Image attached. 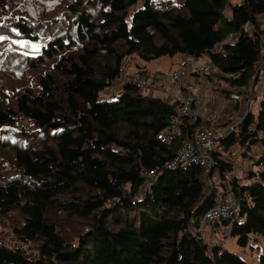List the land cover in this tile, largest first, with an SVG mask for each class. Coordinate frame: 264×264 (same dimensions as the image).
<instances>
[{
  "label": "trees",
  "instance_id": "1",
  "mask_svg": "<svg viewBox=\"0 0 264 264\" xmlns=\"http://www.w3.org/2000/svg\"><path fill=\"white\" fill-rule=\"evenodd\" d=\"M39 1L0 0V34L40 42L34 53L0 50V75L34 72L16 86L0 76V156L12 160L9 169L0 162L9 173L0 174V214L17 210L22 223L12 231L33 244H0V264H250L201 233L219 190L237 199L239 214L211 229L230 226L229 237L264 264V90L256 117L246 113L217 143L222 150L210 151L216 165L206 175L196 164L166 167L202 126L198 118L171 141L157 138L179 99L136 84L99 99L130 56L146 63L205 54L220 70L207 76L216 90L245 93L260 75L264 0H57L60 8L47 15L32 8ZM234 143L260 147L248 186L225 175L233 163L222 151ZM143 167L157 169L144 190ZM76 220L83 228L71 236L64 227Z\"/></svg>",
  "mask_w": 264,
  "mask_h": 264
},
{
  "label": "built area",
  "instance_id": "2",
  "mask_svg": "<svg viewBox=\"0 0 264 264\" xmlns=\"http://www.w3.org/2000/svg\"><path fill=\"white\" fill-rule=\"evenodd\" d=\"M253 26L247 22L243 30L250 31ZM233 39V35H229ZM219 68L212 60L197 63L194 57L182 56L174 68L168 72L164 71H144L134 69L128 71L123 65L119 74L113 79V87L119 88L126 84H136L145 90H157L162 95L174 96L181 101L178 113L170 123L157 134V138L162 142L171 141L179 134L182 126L187 121L194 123L199 118L198 98L199 95L194 91V83L189 81V77L196 75L199 78L207 77L212 73L219 72ZM232 100H239L240 95L231 93ZM228 130L210 129L207 127H197L191 135L184 137L174 156L166 163L168 168L186 167L196 164L202 167L204 174L212 171L216 165L210 150L214 145L227 137ZM141 175L144 183L141 189L153 184L157 177V169L141 168ZM214 204L200 218V229L203 227L212 228L220 221L230 220L239 214L237 199L232 197L224 190H219L214 197ZM230 226L225 227L218 236V242L223 243L224 235L229 234ZM213 236V235H211Z\"/></svg>",
  "mask_w": 264,
  "mask_h": 264
},
{
  "label": "rangeland",
  "instance_id": "3",
  "mask_svg": "<svg viewBox=\"0 0 264 264\" xmlns=\"http://www.w3.org/2000/svg\"><path fill=\"white\" fill-rule=\"evenodd\" d=\"M141 1V0H140ZM61 3L57 0L54 1H50V0H40L39 3H32V8L36 9V12L39 15H43L42 13H39L42 10H45L46 15L49 13H55L56 11H58V9L60 8ZM263 50L261 52V56H260V61L262 63V61H264V37H263ZM40 47V42H32V41H27L25 39H19V38H14L12 36H6L3 34H0V50H2V55L5 56L7 54V56H9L10 54H12L11 52L13 51H18V52H24V53H34L35 51H38ZM7 51H9V53H7ZM14 56L4 60L3 62L6 63H10L13 60ZM137 58L135 56H130V57H126L123 60V65L129 69H135L138 68V63L136 62ZM197 63H201V62H205V55H201L199 57V59L196 60ZM1 63V62H0ZM147 64V63H145ZM158 66V63H153L148 65V66ZM156 68V67H153ZM148 71H154V70H159V69H150L147 68ZM260 72L259 78L257 80L256 83H253L254 80H252L251 85L253 87H249L245 90V93L240 94V99L242 98L243 100V105L246 103V105H248V111L247 113H251L252 115H254L256 117L257 111H258V105H259V101H260V97L262 94V90L264 89V69H261V67L258 70ZM30 73V74H29ZM9 75V83L11 86H16L17 84L20 83H25V82H30L33 81L34 78V72L33 70H24L23 74H22V78H20V80H13L12 77H10L11 72H7L6 75L2 74L0 76H8ZM2 77H0V79H2ZM256 85V87L254 88V86ZM119 87L118 86H114V87H109L104 89L103 91L100 92L99 95V99L100 100H112L115 98V94L118 92ZM202 117H205V114L202 112L201 113ZM245 116V115H244ZM243 116V118H244ZM228 123V121H227ZM223 126V125H221ZM211 128H214L213 125L210 126ZM236 131H238V127L236 128ZM3 140L6 141V138L3 137ZM4 141V142H5ZM218 143V142H217ZM215 144L214 147L211 148V152L213 151H218V150H222L219 144ZM242 148L243 150L246 151V155H242ZM223 152V156L225 158H233V155H236L234 161L232 160L231 162L233 163V170L231 172H227L225 175L226 177H236L237 178V182L238 185L240 187L243 186H248L250 185L253 180L251 178L248 177L247 172H249V170L253 169L255 170V165H252L253 162L255 161L256 158H258L259 153H260V147L258 146V144H253L250 146V148H245L242 147L239 143H234L230 146V148L227 151H222ZM6 155V156H5ZM0 156V162L2 165H4V167L6 169H9V166H11V158H10V153L5 154ZM8 156V157H7ZM7 172H0V174H4ZM9 174V173H7ZM216 173H214L215 175ZM216 176V175H215ZM215 179H218L217 177H215ZM76 222L72 227L69 226H65L64 229L66 230V232L68 234H70L71 236L74 235L75 230H80L83 228V223L81 222V220H76L74 221ZM22 223V217L20 215V213L17 210H11L8 213L1 215L0 214V244L9 246V247H24L28 250H31L33 247L32 243H24L22 241H20L13 233L12 228L14 226H19ZM210 229V228H209ZM223 229H219L218 232L216 233V235L211 236V234L209 236H205L206 241H208L209 243L214 242L215 239H218V236L220 234V232ZM223 246H226L227 248H229L231 250V252L238 254L240 257H242L244 260H246L248 263L250 264H260L259 261V257H258V253L255 252H250L249 249L244 248V247H240L237 244V238L234 236H230L229 234H225L224 235V241L223 243H221Z\"/></svg>",
  "mask_w": 264,
  "mask_h": 264
},
{
  "label": "crops",
  "instance_id": "4",
  "mask_svg": "<svg viewBox=\"0 0 264 264\" xmlns=\"http://www.w3.org/2000/svg\"><path fill=\"white\" fill-rule=\"evenodd\" d=\"M205 55V54H204ZM181 55L174 56H164L158 59H155L150 62L143 63L142 61H136L138 65L145 66L150 69H159L154 71H164L168 72L179 61ZM195 58V57H194ZM196 60L199 59L195 58ZM209 58L205 55V61ZM153 63H158V66H148ZM261 69H264V61L260 63ZM156 67V68H153ZM128 71L134 70L127 68ZM189 81L194 83V91L199 95L198 102V112H199V120L202 124L201 127H207L210 129H219V130H231L238 122H240L243 116L248 111V105L246 103L243 105L242 98L239 100H232L229 96H225L222 92L216 90L215 79L212 77L209 79L208 77L199 78L196 75L190 76ZM257 85V84H256ZM254 86V88L256 87ZM264 90V89H263ZM262 90V92H263ZM145 93L155 96L162 97L166 100L173 101L175 100L174 96H165L162 95L157 90H145ZM205 114V117H202L201 113ZM228 121V123H227ZM213 125L214 128L210 126ZM223 125V126H221ZM259 146V145H258ZM236 155H233L231 160L234 161ZM201 233L204 236L215 235L213 229H209L208 227H203L201 229Z\"/></svg>",
  "mask_w": 264,
  "mask_h": 264
}]
</instances>
